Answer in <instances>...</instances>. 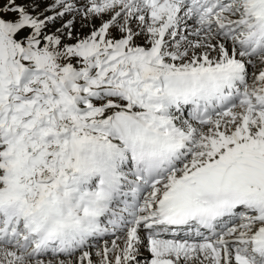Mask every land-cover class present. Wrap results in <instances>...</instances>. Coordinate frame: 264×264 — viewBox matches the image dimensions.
<instances>
[{"label":"snow or ice","instance_id":"6c2138e0","mask_svg":"<svg viewBox=\"0 0 264 264\" xmlns=\"http://www.w3.org/2000/svg\"><path fill=\"white\" fill-rule=\"evenodd\" d=\"M0 264H264V0H0Z\"/></svg>","mask_w":264,"mask_h":264}]
</instances>
